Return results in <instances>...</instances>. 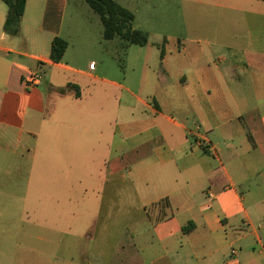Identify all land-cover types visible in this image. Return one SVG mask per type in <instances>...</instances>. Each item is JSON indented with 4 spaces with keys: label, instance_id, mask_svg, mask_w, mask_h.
Segmentation results:
<instances>
[{
    "label": "crops",
    "instance_id": "0c3cea01",
    "mask_svg": "<svg viewBox=\"0 0 264 264\" xmlns=\"http://www.w3.org/2000/svg\"><path fill=\"white\" fill-rule=\"evenodd\" d=\"M73 3L83 7L81 0H27L21 36L11 37L4 32L8 7L0 0V203L9 204H0V264H89L90 234L96 245L103 240L105 231L96 226L105 200H112L108 218L118 208L113 192L99 193L89 213L66 210L60 225L54 211L48 226L23 225V154L60 148L67 168L70 154L80 151L77 167L127 172L128 215L136 219L117 232L114 264H264V0H198L228 16L215 22L229 26L179 43L175 52L165 35L134 25L167 41L164 58L160 44L145 55L141 84L148 101L100 76L95 61L87 69L67 60L77 33ZM130 11L136 22L138 9ZM55 38L68 43L60 63L50 59ZM104 41L114 47L115 40ZM151 56L158 65H149ZM33 72L42 81L27 88ZM98 84L129 98L100 96ZM61 109L64 130L53 125ZM101 113L109 116L107 129L73 127ZM216 133L223 147L209 137ZM79 217L90 219L84 225L76 223ZM9 249L18 253L9 258ZM96 256L101 262L105 252Z\"/></svg>",
    "mask_w": 264,
    "mask_h": 264
},
{
    "label": "rangeland",
    "instance_id": "374dc122",
    "mask_svg": "<svg viewBox=\"0 0 264 264\" xmlns=\"http://www.w3.org/2000/svg\"><path fill=\"white\" fill-rule=\"evenodd\" d=\"M81 1L83 2V7L80 9H76L74 3L71 5L73 22L70 21V23L77 33H74L69 39L71 47L66 57L67 60L74 65L87 69L90 62L95 61L98 64L97 73L100 76H107L112 81L122 83L125 87H129L136 96L148 101L149 98L146 92L142 91L143 87L141 84V72L145 62V55L148 54L147 52L150 48L156 50L154 49L156 46L153 47V44L161 45L164 37L150 36V44L145 47L127 45L121 38H116L112 48L103 39V25L99 15L91 9L85 0ZM114 1L127 9H138L137 20L134 25L136 27L140 25L144 29L158 31L165 35L168 39L167 48L172 52L177 50L179 43H186V41L198 36L207 37L210 29L219 28L224 30L225 27L229 26L227 23L224 25L223 22H215L217 20H225L228 16L199 5L198 0ZM230 27L232 29L235 28L231 24ZM149 65H158L156 57L151 56ZM45 77V81L49 79L47 71ZM89 88L94 90L97 88L100 96H108L111 100L115 99L116 96L124 100L129 98L128 94L120 90H112L109 94L105 90L107 88L101 84H98L96 88L94 86ZM89 88L84 87V91L89 90ZM40 89L46 90L45 82H43V86ZM147 92H152V89H147ZM51 101L52 98L49 96L47 99L49 106ZM233 110L237 111L236 107H233ZM108 118L107 114L101 113L94 120H87L84 123L79 121L73 124V127L80 129L90 128L92 130L107 129ZM53 125H55L56 129L61 130L68 127L62 109L56 114V121ZM43 129L46 131L47 125ZM205 131L206 129L203 127L201 133L205 134ZM209 137L214 145L223 147V138L217 133ZM67 155L61 148L53 154L44 150L37 153L25 152L23 154L25 159L24 184L22 186L23 200H18V208H21L23 212V225L25 227L32 225L48 226L52 221L50 217L52 211L56 215L54 223L60 225L64 220L63 215L66 210H85V212L89 213L95 210L94 200L97 195L99 196V193L109 195L113 192L114 195L119 196L118 201L115 198L113 200L114 203L118 204V208H115L113 217L108 218L107 211L110 207L108 202L112 200H105L99 217V224L96 226L97 231L104 229L103 240L101 242L98 241V245H96L93 240L95 235L91 233L90 235L93 239L87 243V249L89 256H91L89 264H114L112 253L117 244V234L119 235L117 232L130 227L132 222H134L133 220L136 219L135 214H131L130 217L128 215L130 214L129 197L132 191L128 185L127 172L122 177L120 174L110 175L109 170L106 169L101 171L99 168L77 167L78 162L82 160L80 151L70 154L71 161L68 164L72 165V167L67 168L68 166L65 165L68 162L66 159ZM29 157L31 159L27 161L26 158ZM101 175H103V178L100 177ZM106 177L108 178L107 182ZM68 194L73 196L72 202H67L66 196ZM84 195L85 200L84 198L82 200ZM0 204L3 207L9 206L8 202H1ZM15 219V217L9 218L13 223ZM17 219L19 220V218ZM89 219L79 217L76 219V223L82 221L86 225ZM129 234L126 232L124 235L128 237ZM123 247H127L126 244H123ZM11 251L9 249V258L12 257L13 251L15 255L18 253V250L15 249ZM100 251L105 252V256L101 259V262H96V259L99 258L96 255Z\"/></svg>",
    "mask_w": 264,
    "mask_h": 264
},
{
    "label": "trees",
    "instance_id": "16d2710c",
    "mask_svg": "<svg viewBox=\"0 0 264 264\" xmlns=\"http://www.w3.org/2000/svg\"><path fill=\"white\" fill-rule=\"evenodd\" d=\"M8 7L4 32L11 37H20L22 32V21L25 14L27 0H2ZM91 9L99 15L103 30L104 39L113 41L121 38L127 45H137L145 47L149 44L146 33L134 28L135 14L129 9L121 6L114 0H85ZM164 40L161 45V58L165 55ZM68 49V43L60 38H55L52 42L50 59L55 63H60ZM249 139L253 142L249 134Z\"/></svg>",
    "mask_w": 264,
    "mask_h": 264
},
{
    "label": "built area",
    "instance_id": "2783aa9c",
    "mask_svg": "<svg viewBox=\"0 0 264 264\" xmlns=\"http://www.w3.org/2000/svg\"><path fill=\"white\" fill-rule=\"evenodd\" d=\"M90 68L94 69L95 64L92 63ZM41 81H42V76L38 72H33L27 77L26 86H27V88L35 87V86L39 85L41 83ZM261 247H262V251L264 252V243H261ZM232 255L237 256V251L233 250Z\"/></svg>",
    "mask_w": 264,
    "mask_h": 264
}]
</instances>
